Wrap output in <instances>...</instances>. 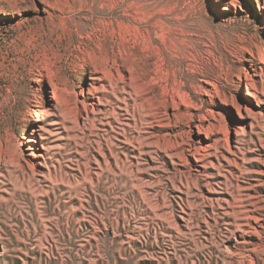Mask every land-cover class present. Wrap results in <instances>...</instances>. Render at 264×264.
Here are the masks:
<instances>
[{"label": "rangeland", "instance_id": "rangeland-1", "mask_svg": "<svg viewBox=\"0 0 264 264\" xmlns=\"http://www.w3.org/2000/svg\"><path fill=\"white\" fill-rule=\"evenodd\" d=\"M0 264H264V0H0Z\"/></svg>", "mask_w": 264, "mask_h": 264}, {"label": "bare ground", "instance_id": "bare-ground-1", "mask_svg": "<svg viewBox=\"0 0 264 264\" xmlns=\"http://www.w3.org/2000/svg\"><path fill=\"white\" fill-rule=\"evenodd\" d=\"M53 33V32H52ZM63 38H64V36H63ZM62 41V40H61ZM64 41V40H63ZM55 42V41H54ZM58 43H59V41H58ZM59 45V44H58ZM57 45V46H58ZM64 45V44H63ZM56 46V47H57ZM58 48V47H57ZM182 52H184V50L183 49H180ZM64 53H65V51H64ZM194 123H195V121H193ZM191 124L192 123H190L189 124V126L188 127H190L191 126ZM180 129H184V125L183 124H181L180 125V127H179ZM129 138H128V140L130 141V143H134L135 141H137V138L136 137H132V136H128ZM111 148V147H110ZM113 148V150H114V146L112 147ZM139 149V148H138ZM178 149L180 150V152L183 154V155H185L186 154V150H185V148L182 146V145H180V147H178ZM112 153V152H111ZM128 162V161H127ZM118 165H119V171H120V176H117V177H115L116 179H118V178H121V176H123L122 174H126V173H128V176H129V173L132 175V173L130 172V171H128L129 170V168H131L132 170H133V174L135 175V176H137V174H136V172L134 171V168H135V165H133V164H131L130 163V165L128 164V163H126L125 161H119L118 162ZM142 166V165H141ZM117 168V167H116ZM137 169V168H136ZM187 169V168H186ZM141 174H142V172H141ZM130 175V176H131ZM139 175H140V173H139ZM127 176V177H128ZM134 176V177H135ZM133 177V178H134ZM125 177H122V179H124ZM132 181V180H131ZM134 182V181H133ZM131 183V182H130ZM136 183V182H135ZM138 183V182H137ZM144 184V183H143ZM131 185V187H133L134 189H137V188H135L136 186L139 188V186L137 185V184H135V185H133L132 183L131 184H129V186ZM142 185V184H141ZM150 185V184H149ZM164 185V184H163ZM103 186H104V184H103ZM102 186V183L100 182L99 184H98V186H96V188L97 187H100V188H102L103 187ZM156 186V185H155ZM158 186V185H157ZM143 188V187H142ZM166 188V187H165ZM103 189V188H102ZM134 189H132L131 188V190L133 191ZM140 190V189H139ZM117 190L116 189H113V185H109V188L107 187V191H106V195H105V200H106V203H105V205H104V207H103V210L105 211V213L107 212V210L105 209L106 207H110V204H111V202H110V200H115L116 198H117V196L115 195L116 193H118V192H116ZM137 191H138V189H137ZM142 192V193H141ZM138 191V193H139V195L141 194V199H142V201H144L145 200V197H146V199L148 198V194H146V193H144L143 191ZM158 192V191H157ZM163 193V192H162ZM152 194V193H151ZM154 194V193H153ZM156 195V194H155ZM154 195V196H155ZM128 202H132V203H134L135 204V207L137 208V210H135V214L136 213H138V212H141L140 214H144L145 216H146V214L148 215V211H147V209H142L141 210V208H140V202L137 200V198H136V195L135 196H133V195H131L130 197H128ZM150 201L151 200H153V199H149ZM148 201V200H147ZM109 202V203H108ZM136 202V203H135ZM157 202V201H156ZM145 204V203H144ZM154 204V203H153ZM155 205V207L157 208L158 207V205H157V203H155L154 204ZM141 207H142V205H141ZM151 209V208H150ZM154 209V208H153ZM157 211V210H156ZM114 212H116L115 210H114ZM154 212V211H153ZM154 216H156V215H154ZM159 216V215H158ZM158 216H157V218H158ZM139 219V218H138ZM145 220H148V219H151L149 216L148 217H145L144 218ZM93 221H96V220H93ZM89 222V221H88ZM107 222V221H106ZM108 222H110V221H108ZM117 222V223H116ZM115 222V224H117L116 226L117 227H119V222L118 221H116ZM95 223V222H94ZM97 223V222H96ZM91 224H92V222H91ZM106 224V223H105ZM107 224H109V223H107ZM108 227V226H107ZM167 230V229H166ZM164 246V245H163ZM104 247V249H105V246H103ZM107 248V247H106ZM108 250L110 251V253H112V251L110 250V249H106L105 250V252H108ZM111 255V254H110Z\"/></svg>", "mask_w": 264, "mask_h": 264}]
</instances>
